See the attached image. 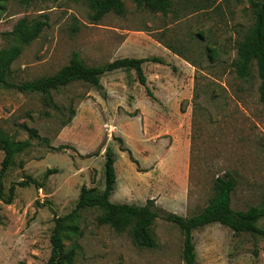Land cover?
<instances>
[{
    "label": "rangeland",
    "instance_id": "374dc122",
    "mask_svg": "<svg viewBox=\"0 0 264 264\" xmlns=\"http://www.w3.org/2000/svg\"><path fill=\"white\" fill-rule=\"evenodd\" d=\"M123 1L124 15L111 11L95 23L92 0H0V49L13 41L20 18L48 17L40 36L12 64L16 82L57 72L73 51L89 65L111 62L125 54L120 45L129 36L132 54L165 59L144 64L156 100L134 71L123 70L104 74L102 89L77 81L53 91L61 111L46 107L41 94L0 86L3 130L17 140L29 138L31 129L39 135L4 174V196L23 179L41 185H17L13 202L0 203V264L48 261L55 216L76 207L82 185L105 188V160L97 158L102 149L112 148L117 156L113 202L156 201L160 216L152 230L158 246L140 247L129 232L99 224L100 209H83L68 222L79 232L65 231V251L75 250L71 264H186L184 235L163 218L164 211L199 213L213 194L214 177L225 170L238 177L234 209L262 201L260 79L255 63L249 83L233 66L238 42L253 22L249 2L174 0L164 15L137 0ZM71 109L75 115L64 125ZM60 145L62 150L54 148ZM3 156L0 151V169ZM49 168L58 172L45 178ZM259 224L264 227V219ZM194 241L197 264H264L261 235L213 223L195 230Z\"/></svg>",
    "mask_w": 264,
    "mask_h": 264
},
{
    "label": "trees",
    "instance_id": "16d2710c",
    "mask_svg": "<svg viewBox=\"0 0 264 264\" xmlns=\"http://www.w3.org/2000/svg\"><path fill=\"white\" fill-rule=\"evenodd\" d=\"M33 0H24L29 3ZM56 1V0H54ZM139 5H144L154 11L167 15L174 5V0H137ZM243 2L245 0H237ZM252 10L253 22L247 29L243 38L237 45V57L233 66L237 76L249 83L253 76V64L257 66V74L260 79V99L264 102V0H246ZM95 10L93 20L98 23L111 11L119 15L126 13L123 0H92ZM48 24L47 15H41L29 19L20 18L14 25L11 34L13 41L0 49V86L8 87L24 93L41 94L43 103L48 108L61 111L60 105L55 101L53 91H60L63 87L82 81L98 89L103 88L102 77L104 74L122 69L127 72L134 71L139 82L145 86L147 95L153 100L156 96L148 86L147 75L144 64L152 61L165 63L160 56H126L118 57L111 62L100 65H89L85 62L79 51H73L67 64L57 72L37 77L31 80L16 82L12 79V64L24 51L25 46L31 44L38 38L45 26ZM169 49L172 50L170 46ZM196 97V96H195ZM71 117L63 124L72 121L75 110L71 109ZM51 115L49 111L45 113ZM36 129L30 130V136L24 140H17L8 135L0 126V151L4 153L0 169V203L11 204L13 202L16 186H27L31 183L41 187L36 179H23L11 184L9 197L4 196L3 176L7 170L17 164L16 157L26 152L33 146V138H37ZM48 142V138L44 139ZM62 150L64 145L54 147ZM128 151L133 160L132 151ZM116 152L112 148L105 151V188L103 190L96 186L89 187L86 184L80 188L79 199L76 207L64 216H55V226L51 234V255L45 264H71L74 260L75 250L65 251L64 238L68 229L79 232L76 225L68 223L76 218L80 210L88 208L100 209L97 217L99 224H108L117 232H129L134 242L140 247L156 248L158 242L153 233V225L160 216V210L154 199H148L145 204L139 205L128 202H113L111 196L117 185ZM134 161V160H133ZM23 167L24 163L20 162ZM58 172L57 168H49L45 178ZM238 186V177L235 171L225 170L224 173L216 175L213 180V194L207 205L197 214L184 216L175 212L164 211L163 218L176 224L184 235L182 258L186 264H197V249L194 241V231L209 224L220 223L231 228L235 233H249L264 236V227L259 222L264 219V195L262 201L257 205H251L246 210H237L232 206V196Z\"/></svg>",
    "mask_w": 264,
    "mask_h": 264
},
{
    "label": "crops",
    "instance_id": "0c3cea01",
    "mask_svg": "<svg viewBox=\"0 0 264 264\" xmlns=\"http://www.w3.org/2000/svg\"><path fill=\"white\" fill-rule=\"evenodd\" d=\"M131 39V36H129V37H127L122 43H121V47H120V51H123L125 54H119L120 56H118V57H126V56H137V55H135V54H132L130 51V49H129V43H130V40ZM117 57V58H118ZM137 57H140V56H137ZM118 70H122V69H118ZM115 71V70H114ZM123 71H125V70H123ZM112 72V71H111ZM105 151H106V149H102V151H101V153H100V155H98L97 156V158H99L100 156L101 157H103L104 158V160H105ZM116 162H117V160H116ZM115 191V190H114ZM114 193V192H113ZM113 195V194H112Z\"/></svg>",
    "mask_w": 264,
    "mask_h": 264
}]
</instances>
